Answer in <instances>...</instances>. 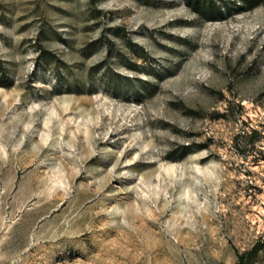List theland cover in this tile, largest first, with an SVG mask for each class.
<instances>
[{
  "label": "rangeland",
  "instance_id": "1",
  "mask_svg": "<svg viewBox=\"0 0 264 264\" xmlns=\"http://www.w3.org/2000/svg\"><path fill=\"white\" fill-rule=\"evenodd\" d=\"M263 242L264 4L0 0V264H236Z\"/></svg>",
  "mask_w": 264,
  "mask_h": 264
},
{
  "label": "trees",
  "instance_id": "2",
  "mask_svg": "<svg viewBox=\"0 0 264 264\" xmlns=\"http://www.w3.org/2000/svg\"><path fill=\"white\" fill-rule=\"evenodd\" d=\"M187 7L198 17L207 21H219L227 18L231 9L238 10L252 9L257 5L264 4V0H185ZM256 134L253 133L252 137ZM193 153L189 146L184 147L180 159ZM264 248V242L258 243L248 252H237L238 261L236 264H252L254 259Z\"/></svg>",
  "mask_w": 264,
  "mask_h": 264
}]
</instances>
